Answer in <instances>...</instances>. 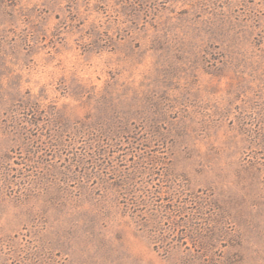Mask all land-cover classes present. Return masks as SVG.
Here are the masks:
<instances>
[{
  "label": "rangeland",
  "instance_id": "1",
  "mask_svg": "<svg viewBox=\"0 0 264 264\" xmlns=\"http://www.w3.org/2000/svg\"><path fill=\"white\" fill-rule=\"evenodd\" d=\"M0 264H264V0H0Z\"/></svg>",
  "mask_w": 264,
  "mask_h": 264
}]
</instances>
